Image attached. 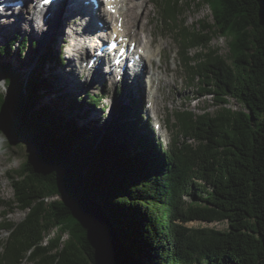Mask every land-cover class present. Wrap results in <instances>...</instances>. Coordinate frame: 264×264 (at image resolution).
I'll return each instance as SVG.
<instances>
[{
  "label": "trees",
  "instance_id": "1",
  "mask_svg": "<svg viewBox=\"0 0 264 264\" xmlns=\"http://www.w3.org/2000/svg\"><path fill=\"white\" fill-rule=\"evenodd\" d=\"M153 3L172 26L189 86L207 99L205 115L168 120L166 145L144 121L140 95L108 126L82 124L77 111L99 108L106 96L62 108L66 95L55 97L57 76L44 69L48 60L65 66V56L46 48L21 76L13 52L24 56L28 38L0 47V133L33 150L8 174L11 201L0 195V217L26 212L23 221L0 222L8 233L0 264H114L103 219L132 264H264V0ZM193 7L209 8L211 22L185 25ZM206 43L209 54L188 56Z\"/></svg>",
  "mask_w": 264,
  "mask_h": 264
},
{
  "label": "rangeland",
  "instance_id": "2",
  "mask_svg": "<svg viewBox=\"0 0 264 264\" xmlns=\"http://www.w3.org/2000/svg\"><path fill=\"white\" fill-rule=\"evenodd\" d=\"M138 3H141L140 9L138 7L135 11L130 12L129 34L133 36L132 39H138V41L141 39L144 43L153 41L152 46H148L150 51L148 54H153L152 62L150 61L147 64L145 75L143 76L139 75L137 77L135 75L133 78L130 77L128 80L121 82V80H117V76H109L103 70L87 71L86 64L78 62L77 53L73 51L75 48L71 46V40L68 37L70 22L73 19L70 21L61 13L55 12L54 17L52 16L45 22V16L43 15V18H41L39 15L38 21H42L46 26V32L41 31L35 35L28 20L31 18L30 15L34 13L32 12L33 6H30L31 4H28V7L21 11L22 14L21 12L5 14V11H0V47L4 46L15 36L28 38L31 44L28 46L24 56H18L16 52H13L12 64L14 72L21 74V76H24L25 73L33 72L40 56L46 52V48L53 47L56 53H60L62 56L65 55V57L68 56L65 66L56 61L48 60L44 69L45 72L54 73L57 76L54 82L59 91L55 94L53 93L55 97L57 95L59 97L66 95L65 103H62L61 107H69L73 100L87 98L88 94L101 96L103 93L106 96L99 108L84 107L82 112L80 110L77 111V113L84 116L85 122H82V124L96 125L97 128L102 125L108 126L112 122L113 114L117 108L125 104L129 105L132 98H137L140 95L145 100L143 110L152 120L150 122L151 125L157 130L156 140L161 135L164 140L163 143L166 145L170 139V133L167 128L168 120L174 117L177 112L182 111L205 115L207 99L206 95L202 96L199 92L196 93L195 87L189 86L184 60L176 46L172 26L166 23L163 11L154 5L153 0H138ZM209 10L207 7H193L185 10L183 14L185 25L191 26L200 20L211 22ZM134 14L135 16L140 14L138 25L133 20ZM101 16L99 15V18ZM130 24L132 27H130ZM227 40L226 37L214 40L216 46L222 48L224 53L227 50ZM202 52L205 56L209 54L207 43L204 48L192 49L188 56L195 59ZM203 61H205L204 58ZM149 68L151 69V74H149ZM14 76L16 75L11 73V77ZM6 90L3 75L0 72V92L6 93ZM45 94L43 93V95ZM212 111H216V108L212 107ZM158 124L162 127L161 132H158L156 128ZM0 141V195L5 201L10 202L12 199V188L7 180L8 174H13L14 171L19 169L20 165L25 162L26 156L32 152V148L26 146L24 142L12 144L5 132L0 133ZM2 209H0V215H3L1 214ZM25 217L26 212L16 210L14 214L6 215V217L1 216L0 222L7 220V222L16 223L23 221ZM189 226H209L223 230L227 227L223 224L209 225L200 222H191ZM7 234V231L0 227V243L6 239ZM49 237L52 238L53 235ZM63 237L66 239L65 236Z\"/></svg>",
  "mask_w": 264,
  "mask_h": 264
},
{
  "label": "bare ground",
  "instance_id": "3",
  "mask_svg": "<svg viewBox=\"0 0 264 264\" xmlns=\"http://www.w3.org/2000/svg\"><path fill=\"white\" fill-rule=\"evenodd\" d=\"M4 1L7 2V1H12V0H4ZM24 1L34 2L35 0H24ZM28 2H26V4ZM59 2H60L59 4L62 5L59 8V11H58V9H56V6H54L55 4L44 5L43 11L47 10V12L45 13L44 16H45V18H48V17L51 18L53 15H55V12H59V13H61V15L66 16V18L68 20L71 21L73 19V21L70 22V30L68 33V37L71 40V43H70V44H72L71 46H73L75 49L76 48L78 49V50L77 49L75 50L73 48L74 49L73 51L75 53H81V55H80L81 58H79V57L77 58L78 62H84V63L86 62V60L91 58V54L93 55V53H95L100 48L99 45H102L100 41H98V40L93 41L92 40V38L96 35V34L94 35V33L96 31H98V29L100 28L97 21L100 20L99 21L100 23L105 24V25H110L115 31L118 30V23L122 22V24H123L122 29L124 30L123 35L131 37V34H129L130 12L135 11V9L138 7H139L138 9H140L141 3H142L141 1H140L141 3H138V0H114V2L112 0V2L115 5V9L118 12L117 16L115 17V15H110L109 13H107L106 10H104L102 12L100 10L99 12H97V10H94V8H93L94 6L92 4H90L86 7V3H85L86 0H74V1L63 0V1H59ZM75 2H77L78 4H76ZM25 7H26V5H25ZM33 9H35V8H33ZM61 9H62V11H61ZM12 10H14V9H12ZM15 10H17V9H15ZM82 10L86 11L89 14L88 17H91L93 19L88 31L87 30L85 31V29H83V23L80 22V21L86 20V17L81 12ZM14 11H13V13H18V12H21L22 10L16 11V12H14ZM33 12L34 13L30 15L31 18L28 19L30 21V24L32 25L33 34L36 35V34L40 33L41 31L46 32V26L42 23V21L41 22L38 21L39 15H40L39 12L36 10ZM11 13L12 12H9L7 14H11ZM21 14H22V12H21ZM101 14H102V16H101ZM99 15L101 16V18H99ZM134 16H135V14H134ZM139 18H140V14L135 16L133 19L136 21L135 24H137V25L139 22ZM78 19H80V21H78ZM36 23H38V25H36ZM66 23H67V20H66ZM133 23H134V21H133ZM130 27H132L131 24H130ZM142 28H144V27H142ZM137 41H138V39L133 40L132 42H137ZM94 42H97L99 45L94 44ZM138 42L140 43V47L137 48L138 49L137 53L141 50L143 51V62H145V68H146L147 64H149V62L152 60V57H153L152 53L148 54L150 52L148 49V46L149 45L152 46L153 41L151 40L148 43H144L140 39ZM93 47H94V50H92ZM146 50L148 52L145 53L144 51H146ZM149 72H150L149 74L152 73L150 68H149ZM3 79L5 82L4 77H3ZM0 144H1V141H0Z\"/></svg>",
  "mask_w": 264,
  "mask_h": 264
},
{
  "label": "water",
  "instance_id": "4",
  "mask_svg": "<svg viewBox=\"0 0 264 264\" xmlns=\"http://www.w3.org/2000/svg\"><path fill=\"white\" fill-rule=\"evenodd\" d=\"M16 142H24V141H16ZM11 143L14 144L15 142H13L11 140ZM24 144L26 146H28L25 142H24ZM32 152H33V150H32ZM103 222H104L103 224L105 226V230H106L108 237H109L108 240H109V243L111 246L110 254L112 255L111 259L113 260V263L114 264H132L131 259L128 256H126V254H125L126 253L125 246H124L122 240L120 239L121 238L120 235L115 230L114 226L111 224L110 221H108V219H103Z\"/></svg>",
  "mask_w": 264,
  "mask_h": 264
}]
</instances>
